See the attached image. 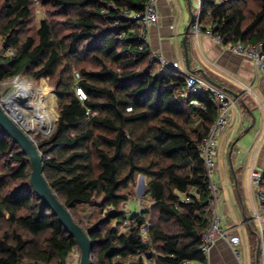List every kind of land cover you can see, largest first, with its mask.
Wrapping results in <instances>:
<instances>
[{
    "label": "trees",
    "instance_id": "16d2710c",
    "mask_svg": "<svg viewBox=\"0 0 264 264\" xmlns=\"http://www.w3.org/2000/svg\"><path fill=\"white\" fill-rule=\"evenodd\" d=\"M38 1L48 10L36 25L35 0H0V85L22 76L52 83L55 128L32 140L48 186L91 242V264H206L211 196L198 147L218 114L210 92L186 97L187 76L152 58L130 18L148 0ZM201 1V31L223 46L264 42V0ZM30 172L0 129V264H66L78 247L42 205ZM137 176L150 207L129 218ZM93 202L100 213L86 223L80 209Z\"/></svg>",
    "mask_w": 264,
    "mask_h": 264
},
{
    "label": "crops",
    "instance_id": "0c3cea01",
    "mask_svg": "<svg viewBox=\"0 0 264 264\" xmlns=\"http://www.w3.org/2000/svg\"><path fill=\"white\" fill-rule=\"evenodd\" d=\"M199 1L157 0L159 21L148 28L147 46L152 55L161 54L169 63H176L178 72L205 81L207 86L223 91L232 100L226 128L217 139L216 165L218 168L221 150L227 155L234 185L230 188L227 183L229 204L222 198L219 200L218 194L215 212L223 217V230L245 237L254 223L250 209L256 205L250 170H264V71L256 69L250 60L232 54L205 32L196 35L191 25L187 29L191 21L187 13L191 10L190 4ZM235 165L241 167L247 181H238ZM217 179L218 188L222 187L220 178ZM247 187L250 194L246 192ZM231 189L239 203L234 202ZM206 264H259L258 247L253 258L245 243L244 255L237 258L228 243L217 238L209 250Z\"/></svg>",
    "mask_w": 264,
    "mask_h": 264
},
{
    "label": "built area",
    "instance_id": "2783aa9c",
    "mask_svg": "<svg viewBox=\"0 0 264 264\" xmlns=\"http://www.w3.org/2000/svg\"><path fill=\"white\" fill-rule=\"evenodd\" d=\"M217 3H224L226 0H216ZM199 11L196 16H193L194 20L192 23V30L196 35L201 34L200 25L198 23V18L200 15L202 1L199 2ZM132 20H136L141 28V35L143 41L147 44L148 36L147 31L151 26L158 24L159 15L157 11V0H148L144 12L141 14L131 15ZM205 33L211 36L214 40L221 44V40L218 36H214L210 30L205 31ZM222 45V44H221ZM223 46V45H222ZM232 54L246 58L250 60L256 69L264 71V42H259L254 45H245L243 43L237 42L235 44L224 46ZM152 58L157 62L160 69H175L177 70L176 63H169L166 61L161 54H154ZM186 88L185 95L186 97H193L198 95L201 92H210L211 99L218 108V114L215 118L207 136L202 140L198 150L202 161L204 162L207 177L209 179V190H210V223L206 230V233L202 237V245L200 250L202 255L207 258L210 248L214 245L217 238L225 240L230 246L233 254L239 258L240 253L238 247L240 245V238L237 235H233L228 230H223L221 228L222 216L220 217L215 212V205L218 201L219 188L217 186L216 180V145L219 135L225 130L230 108L233 103L232 100L221 90L210 88L206 85L205 81L199 80L198 78L190 75H186ZM75 79L79 78V74L74 72ZM75 94L81 102L86 100V95L84 91L79 87L75 86ZM191 104L200 106L197 100L192 99ZM4 105V104H3ZM5 106V105H4ZM6 108V107H5ZM9 112V110L6 108ZM10 113V112H9ZM11 114V113H10ZM12 115V114H11ZM14 117V116H13ZM16 120V119H15ZM18 125L23 128L25 127L21 122L16 120ZM250 184L252 186L255 198V208H254V218L253 220L257 222L259 233L257 234L258 238V251H259V264H264V170H250ZM189 199L186 195H183L182 202L187 203ZM128 221H125L123 224V229H127ZM149 224L142 226L140 233L142 237H146L147 228ZM182 264H191L190 262H183Z\"/></svg>",
    "mask_w": 264,
    "mask_h": 264
},
{
    "label": "rangeland",
    "instance_id": "374dc122",
    "mask_svg": "<svg viewBox=\"0 0 264 264\" xmlns=\"http://www.w3.org/2000/svg\"><path fill=\"white\" fill-rule=\"evenodd\" d=\"M34 3H35V5H34V12H35L34 13L35 14L34 22L36 25H38L39 21L42 18L47 17L46 13H47L48 9L41 8L38 0H35ZM198 6H199L198 2H191V4H190L191 10L189 12H187L190 15V17L196 16L198 14V11H199ZM49 11H51V10L49 9ZM192 23H193V19L191 22V26H192ZM16 80H22V81L26 82L27 85L29 86L28 87L29 93H31V95H32V92L37 91L41 88H43L45 92L55 95V93L53 91L52 83L50 82V80L48 78H42V79L36 81V80H32L31 78L23 77V76L22 77H16V78L7 80L0 85V102L3 103L4 105H5L6 99L14 91V83L13 82H15ZM198 95H200V94H198ZM198 95H194L193 97H196ZM55 97H56V95H55ZM47 112L49 114L54 115V118H53L54 122L52 123V129L50 130V132L48 134H44L43 132H41V130H39L37 128V126L34 124V122L31 119L30 113L24 112V113H26V118H27L28 124H30V126L28 127L27 125L23 124L25 127H23L22 129L29 135V137L31 139L36 140V138H37V140H38V139L47 138L53 132V130L55 128V122H56L57 116H58L57 115V97H56V106H55L54 110L50 109ZM236 166L237 165L233 166V168L235 169V172L238 176V181H240L241 183L243 182V180L247 181V178L245 176L243 177V170L241 169V167L237 168ZM216 176H217V178H220L221 184H222V187L219 186V191H220L219 192V200H221V198H222L226 204H229L230 199L228 198L227 183L229 184L230 188H231V185L233 187L234 177H233V172L231 170V166L228 162L227 155L225 153L223 154V152L221 150H220V153L218 156V168H217ZM217 182H218V179H217ZM145 188H146L145 177L137 176L135 183H134V186H133V189H132V195L129 196L128 202H126V204L124 205V208L126 209V216L127 217L130 218V217L134 216L135 214H137L139 212V210L147 209L150 207V203H149V201H147V199L144 195ZM230 188H229V190H230ZM246 192L248 194H250L248 187L246 188ZM231 194H232L234 202L239 203V200L237 199V196L235 195V192L232 191V189H231ZM253 195H254V193H253ZM248 196L250 198V195H248ZM246 203L247 202L244 201L245 205H246ZM96 204L97 203L93 202V204H92L93 207L90 206V207H84V208L80 209L82 219L84 221H86V223L92 222L94 217L99 215L100 211L96 209V207H95ZM250 210H251V216H252V218H254V208L251 207ZM230 213H231V211H229V214ZM230 216L232 218L235 217L232 215V213L230 214ZM223 220H225V218ZM250 227L252 230H251V232L248 231L249 235H245V237H244L242 234L239 233V238L241 239V241H240L241 244L238 247L240 257L244 255L245 243L247 245V250H249L252 253L253 258H254V254L257 251V247H258L257 234L259 233L257 222H255V221H254V223L252 222ZM121 230L122 231L124 230L123 227ZM79 258H80L79 249H74L73 252L71 253V255L69 256L68 260L66 261V264H79ZM27 264H34V263H27ZM36 264H43V263H36ZM50 264H57V263H50Z\"/></svg>",
    "mask_w": 264,
    "mask_h": 264
},
{
    "label": "water",
    "instance_id": "95a60500",
    "mask_svg": "<svg viewBox=\"0 0 264 264\" xmlns=\"http://www.w3.org/2000/svg\"><path fill=\"white\" fill-rule=\"evenodd\" d=\"M192 19L193 16H191L187 29H189ZM199 73L203 74L201 70ZM205 79L210 82L206 76ZM0 129L11 138L28 159L31 168L29 183L42 205L51 210L68 235L73 238L80 252L79 264H91L92 245L86 232L72 220L68 211L56 199L43 176L42 159L35 143L3 104H0Z\"/></svg>",
    "mask_w": 264,
    "mask_h": 264
},
{
    "label": "bare ground",
    "instance_id": "6f19581e",
    "mask_svg": "<svg viewBox=\"0 0 264 264\" xmlns=\"http://www.w3.org/2000/svg\"><path fill=\"white\" fill-rule=\"evenodd\" d=\"M13 83L14 91L6 99L5 107L16 120L28 127L30 124H28L26 113L24 112L30 113L31 119L37 128L44 134H48L52 129L54 115L49 114L47 111L50 109L54 110L56 106L55 95L45 92L43 88L32 92L31 95L26 82L16 80Z\"/></svg>",
    "mask_w": 264,
    "mask_h": 264
}]
</instances>
